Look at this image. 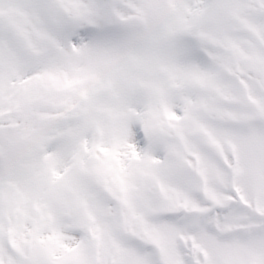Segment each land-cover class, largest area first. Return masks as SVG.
Wrapping results in <instances>:
<instances>
[{"label":"snow or ice","instance_id":"obj_1","mask_svg":"<svg viewBox=\"0 0 264 264\" xmlns=\"http://www.w3.org/2000/svg\"><path fill=\"white\" fill-rule=\"evenodd\" d=\"M0 264H264V0H0Z\"/></svg>","mask_w":264,"mask_h":264}]
</instances>
